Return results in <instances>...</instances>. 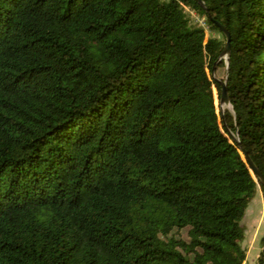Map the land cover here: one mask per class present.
<instances>
[{
  "label": "trees",
  "instance_id": "trees-1",
  "mask_svg": "<svg viewBox=\"0 0 264 264\" xmlns=\"http://www.w3.org/2000/svg\"><path fill=\"white\" fill-rule=\"evenodd\" d=\"M242 150L264 176V0H0V264H245Z\"/></svg>",
  "mask_w": 264,
  "mask_h": 264
},
{
  "label": "rangeland",
  "instance_id": "rangeland-1",
  "mask_svg": "<svg viewBox=\"0 0 264 264\" xmlns=\"http://www.w3.org/2000/svg\"><path fill=\"white\" fill-rule=\"evenodd\" d=\"M192 16L196 19L195 15ZM193 17L190 18L193 25H205V23L202 24L199 21L196 22ZM204 28L207 32L208 38L215 37L226 41L224 35H221L220 33H211L207 25H205ZM225 72L226 69H220L214 75V78L221 81L225 78ZM216 101L218 113H221V110L224 111L225 108L223 107L222 109V107L220 106L217 93ZM229 110L233 111L231 107H229ZM242 226L245 230V239L242 243V246L247 251V259L245 264H257L258 257L264 250V246L262 244V240L264 238V193L262 192L260 187H258L255 199H253V201L249 204V207L242 221Z\"/></svg>",
  "mask_w": 264,
  "mask_h": 264
},
{
  "label": "water",
  "instance_id": "water-1",
  "mask_svg": "<svg viewBox=\"0 0 264 264\" xmlns=\"http://www.w3.org/2000/svg\"><path fill=\"white\" fill-rule=\"evenodd\" d=\"M219 27H220V30L222 31V33L224 34V36L226 37V46L224 48L222 57H226L228 60L230 53H231V37H230V34H229L227 29H225L221 25H219ZM227 74H228V72H227ZM219 82L221 84V89H222V95H221V100H220L219 104L222 107V109H223V107L225 109H229L230 100H229V96H228L227 79H225V81H219ZM237 142H238V140H237ZM242 154H243L245 160L248 162L250 168L254 172L255 176L259 180V182L264 186L263 174L260 172V170L257 168V166L253 163V161L251 160V158L249 157L248 153L245 150H242Z\"/></svg>",
  "mask_w": 264,
  "mask_h": 264
},
{
  "label": "built area",
  "instance_id": "built-area-1",
  "mask_svg": "<svg viewBox=\"0 0 264 264\" xmlns=\"http://www.w3.org/2000/svg\"><path fill=\"white\" fill-rule=\"evenodd\" d=\"M188 12L191 13L192 15H195L196 19L190 14L196 21H199L202 24L205 23V20L203 18H199L194 12L190 10H188ZM202 26L204 27L205 25H202Z\"/></svg>",
  "mask_w": 264,
  "mask_h": 264
}]
</instances>
